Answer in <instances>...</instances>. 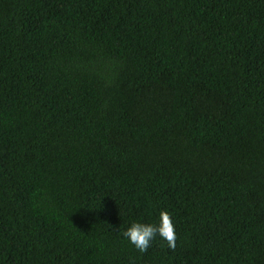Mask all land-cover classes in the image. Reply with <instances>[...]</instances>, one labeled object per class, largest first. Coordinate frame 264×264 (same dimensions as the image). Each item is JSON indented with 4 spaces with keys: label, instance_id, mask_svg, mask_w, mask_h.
Segmentation results:
<instances>
[{
    "label": "trees",
    "instance_id": "1",
    "mask_svg": "<svg viewBox=\"0 0 264 264\" xmlns=\"http://www.w3.org/2000/svg\"><path fill=\"white\" fill-rule=\"evenodd\" d=\"M0 264H264V0H0Z\"/></svg>",
    "mask_w": 264,
    "mask_h": 264
},
{
    "label": "clouds",
    "instance_id": "2",
    "mask_svg": "<svg viewBox=\"0 0 264 264\" xmlns=\"http://www.w3.org/2000/svg\"><path fill=\"white\" fill-rule=\"evenodd\" d=\"M159 235L167 242L171 250L177 247V233L172 216L169 212L161 211L159 224L133 223L123 236L126 237L132 245L141 253H146L151 246V242Z\"/></svg>",
    "mask_w": 264,
    "mask_h": 264
}]
</instances>
